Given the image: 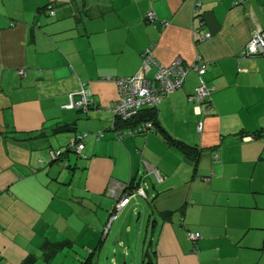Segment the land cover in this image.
<instances>
[{"label":"crops","instance_id":"obj_1","mask_svg":"<svg viewBox=\"0 0 264 264\" xmlns=\"http://www.w3.org/2000/svg\"><path fill=\"white\" fill-rule=\"evenodd\" d=\"M233 1L0 0V264H98L113 244L127 254L119 231L137 195L109 217L129 182L149 191L155 264H264V57L239 60L264 29V0ZM148 48L162 65L205 62L156 108L170 136L199 149L196 165L157 131L111 127L107 78L135 74ZM202 83L210 95L195 104ZM81 89L91 105L61 107ZM79 133L85 157L67 149Z\"/></svg>","mask_w":264,"mask_h":264},{"label":"built area","instance_id":"obj_2","mask_svg":"<svg viewBox=\"0 0 264 264\" xmlns=\"http://www.w3.org/2000/svg\"><path fill=\"white\" fill-rule=\"evenodd\" d=\"M245 0H234L236 6L244 3ZM49 13L53 14L51 6H48ZM148 19H152L151 13L146 14ZM202 40L206 38L205 34L200 36ZM254 56L264 57V29L256 30L251 33L250 39L239 53V60L247 59ZM142 65L140 70L131 76L107 78L115 82L117 86L118 99L116 104L111 108L113 120L111 127L115 129L117 136H123L122 129L116 126V121L129 120L135 116L142 108L158 107L161 99L168 93L182 88L184 79L189 70L197 71L199 75L206 71L205 62L199 57L196 62L184 65L181 58H175L169 65L159 64L151 52L150 48L144 50L141 54ZM150 66H155L152 78L146 76V70ZM22 73V72H21ZM23 74V73H22ZM88 92L81 89L77 98L73 94L69 95V102L62 104V108H87L91 105L88 99ZM210 89L205 84L198 85L188 99L195 104L208 100ZM198 110V106H195ZM198 131L201 130V122L197 124ZM153 125L150 121H145L132 127H126L127 134L134 135L143 131H153ZM87 133H79L74 136L68 143V149L76 153L79 157H85L84 139ZM98 138V137H97ZM51 159H58L61 156L60 150H49ZM216 155L214 158L216 159ZM136 195L145 196V188L141 185L134 186L124 190L118 197L110 212L109 223L114 220L122 209L128 204L130 199ZM107 225L104 231H107ZM192 241L200 237L198 232L189 233Z\"/></svg>","mask_w":264,"mask_h":264},{"label":"rangeland","instance_id":"obj_3","mask_svg":"<svg viewBox=\"0 0 264 264\" xmlns=\"http://www.w3.org/2000/svg\"><path fill=\"white\" fill-rule=\"evenodd\" d=\"M75 155L74 153H72ZM142 181L141 183H143ZM146 183V182H145ZM146 184L143 185L145 187ZM146 191L147 188H145ZM149 192V191H148ZM140 202L134 203L132 202L130 205V208H133L129 212L128 216V221L122 225L121 230L119 231V238H121L124 242L125 245L129 246V250L127 254H122L124 252L125 248H120L116 244H113L115 246V249H112V251H118V252H113L108 255L109 258L107 259H101L99 260L98 264H147L148 257L142 255L141 251H137L136 249V241L138 235H140V242L144 244L145 249L143 253L145 252L146 249H148V244L149 240L151 238V225L152 221L154 220V216L151 214V208L146 205V200L144 196L137 195V197ZM139 213V216L137 214ZM129 225V228L126 230V226ZM126 231H129L128 233ZM113 234V228L110 229V235ZM128 237V238H127ZM108 243L105 244V247L107 246ZM111 244H108V247ZM111 246V247H113ZM124 249V250H123ZM140 250V249H139ZM111 251V250H110ZM151 258H152V253L150 252V249L148 250ZM104 255V254H103ZM111 257H116V262L113 263V260H111ZM145 261V262H144ZM96 260L94 259V263ZM78 264V262H77Z\"/></svg>","mask_w":264,"mask_h":264},{"label":"trees","instance_id":"obj_4","mask_svg":"<svg viewBox=\"0 0 264 264\" xmlns=\"http://www.w3.org/2000/svg\"><path fill=\"white\" fill-rule=\"evenodd\" d=\"M156 108L157 107H155V108H142L141 110H139V112L135 116H133L129 120H125V121L117 120L116 126L118 128L132 127V126H135V125L140 124L142 122L150 121L154 127V131L161 133L163 138L165 139V141H167L173 147L182 151V153L185 156L191 158L196 165L198 162V158L200 156L199 149H197L196 147L190 146V145L182 142L181 140L175 139L172 136H170L168 134V132L161 126V124L158 120V117H157V109ZM66 127H68V125H60V126H58V129H66ZM254 136H255V134H254ZM67 149H68V145H67ZM68 151H69V149H68ZM129 187L133 188L134 186L131 184ZM169 213H171V212H163L162 217L166 218ZM145 256H147L149 258L147 261V264H155L154 260H152L147 249L144 252V257ZM82 264H93V262H92L91 258L88 257L87 259H85L82 262Z\"/></svg>","mask_w":264,"mask_h":264},{"label":"water","instance_id":"obj_5","mask_svg":"<svg viewBox=\"0 0 264 264\" xmlns=\"http://www.w3.org/2000/svg\"><path fill=\"white\" fill-rule=\"evenodd\" d=\"M70 152H72V151H70ZM58 159H59V158H58ZM53 160H57V159H53ZM129 186H130V182H129ZM137 216H139V213L137 214ZM107 231H108V228H107ZM107 231H106V230L104 231L103 236L106 235Z\"/></svg>","mask_w":264,"mask_h":264}]
</instances>
